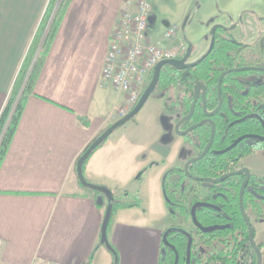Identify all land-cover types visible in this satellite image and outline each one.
Here are the masks:
<instances>
[{
	"label": "crops",
	"instance_id": "0c3cea01",
	"mask_svg": "<svg viewBox=\"0 0 264 264\" xmlns=\"http://www.w3.org/2000/svg\"><path fill=\"white\" fill-rule=\"evenodd\" d=\"M256 1L261 2H240L230 21ZM48 2L0 0V115ZM123 2L70 0L65 10L0 163V264L112 262V253L98 246L104 211L94 194L80 187L75 165L89 143L119 119L118 110L126 103L123 93L101 79L111 32ZM154 11L153 6L149 34L156 37L152 30ZM183 17L159 32L161 35L173 28L169 42L173 46L185 42L180 38L175 44L177 29L186 26ZM158 18L160 21L159 14ZM144 112L139 122L107 140L90 157L84 176L109 189L113 185L124 188L145 168L139 176L143 181L140 187L156 186L165 213L162 175L169 167L180 165L185 143L174 135L170 145H160L161 140L171 139L165 127L173 122L161 99L151 98ZM80 118L87 120L86 126ZM147 214L143 204L141 208L115 212L108 233L111 245L115 248L121 239L127 242L126 237L140 234L145 235L146 243L141 241L142 246L135 241L138 247L120 253L119 264H158L161 233L172 222L150 230L144 222ZM258 236L264 264L261 229L256 232Z\"/></svg>",
	"mask_w": 264,
	"mask_h": 264
},
{
	"label": "flooded vegetation",
	"instance_id": "af4514ba",
	"mask_svg": "<svg viewBox=\"0 0 264 264\" xmlns=\"http://www.w3.org/2000/svg\"><path fill=\"white\" fill-rule=\"evenodd\" d=\"M260 1V3L256 1V4L250 9L240 11L232 22L230 21L231 16L228 20L224 18L222 21L213 23L217 28L212 33L213 26L208 32L207 45L201 51L197 50L189 38H185L183 55L179 58H173L181 59L188 54L184 64L195 63L188 68L178 69L182 72L183 79H188L189 83L194 82L192 90L187 91V94L191 97L190 106L187 112L182 114L180 107L173 103L176 101L173 89L164 98L166 104L173 103L170 108L165 106L163 99L161 100L173 120L172 133L181 137L185 144L192 146L195 153L190 155L182 165H173L168 168L181 167L185 174V178L180 185H171L177 177L176 174H171L167 179V183L169 190L175 192V203L185 205L189 214L188 216H184L180 212L173 214L172 210L167 206L166 208L172 218L177 215H181L183 218L186 217V222L189 221V225L184 226L183 221L176 222L174 220L162 230L159 258L165 252L162 244L166 245L169 235L167 234L168 230L176 229L189 234L188 247L191 243L193 244L191 251L193 254L196 253L197 257H200L199 264L209 263L207 259L212 255L217 258L211 259L214 264H250L253 261L254 253L257 262V254L249 240V225L252 228L255 241L258 229L254 227V220L257 219L264 224V168L257 167L260 162L264 164V0ZM245 23L248 24L246 25L248 27L247 32L238 35L237 29H240ZM212 38L213 46L210 48ZM216 43L220 46L226 60L219 64L220 73L217 77L216 89L213 91L208 88L204 80L197 77L191 78L190 73ZM184 73L186 74L185 77H183ZM222 73L224 74L218 85ZM198 85L205 87V97H202L204 91L202 88L196 99L192 114L180 125V130H186L198 123L202 124L181 135L175 131V124L189 113L194 100L195 88ZM157 93L159 94L158 91ZM204 99L207 112H212L218 107L213 115L209 116L205 113L203 108ZM210 99L215 103L214 106H208ZM177 113L178 116H176ZM210 138L209 148L203 157L198 160L208 155H211L210 157L216 156L212 158L215 159L216 164L211 165L216 166L211 168L214 169L216 175L211 177L194 176L189 170L191 177H188L184 171L185 163L190 158L200 155L209 143ZM255 155L258 156V159L253 161L257 163L247 161L250 156ZM141 171L140 176L144 173L145 168ZM226 174L229 175L218 182L196 179H218ZM244 181L246 182L243 186ZM255 181L257 187H255ZM235 186L237 188L236 192L233 190L232 193L234 196L236 193L241 218L240 224L239 216H234V214L226 212L221 207V204L226 205L227 200L230 199L228 190L235 188ZM242 186L243 192L240 196ZM162 192L166 205L168 198L165 197L163 189ZM246 196L249 201L259 204L262 212L259 216L255 215L251 206L253 204H244ZM194 205L196 221L192 216ZM197 209H203L204 214L200 212V218L196 216ZM256 244L261 251V244ZM185 257L186 259L190 257L189 248L186 250ZM178 260L179 254L176 252L174 264H177Z\"/></svg>",
	"mask_w": 264,
	"mask_h": 264
},
{
	"label": "trees",
	"instance_id": "16d2710c",
	"mask_svg": "<svg viewBox=\"0 0 264 264\" xmlns=\"http://www.w3.org/2000/svg\"><path fill=\"white\" fill-rule=\"evenodd\" d=\"M69 2L70 0H49L47 8L42 16V19L38 25V28L29 46L26 57L22 62L20 70L11 88L8 99L0 115V163L5 156L7 149L9 148L10 142L12 140L20 116L24 109L26 100L28 99L29 95L33 93L34 83L36 81L39 70L42 66L44 57L47 51L49 50L54 35L60 25V22L63 18V15L65 13V10ZM223 56L224 54L221 52L220 46L218 45V43H216L212 48V50L202 60H200L197 63V65L193 68V71L190 73V77L191 78L197 77L204 80L208 88L210 90L215 91L217 77L218 74L220 73L219 64L222 63V61L224 62L226 60L224 59ZM152 75L153 72L150 76L149 82L152 79ZM193 83L194 82L189 83L188 79H183L182 72L180 70L170 65H165L162 67L160 71L159 80L154 91H158L159 92L158 98L163 99V102H165L164 100L165 96H167L168 92L173 89L174 94L176 96V101L173 103L176 106H179L180 110L182 111V114H184L189 109L191 102V97L190 95L187 94V91L192 90ZM173 103H170V105ZM170 105L166 104L165 102V106L167 108H170ZM214 105L215 103H213L212 100L210 99L208 102V106L211 107ZM80 121L82 125L84 126L87 125V120L85 118H80ZM108 138L102 144H100L83 163V172L90 157L102 145L106 143ZM210 156L211 155L205 156L203 159L192 163L189 166V170L191 174L194 176H207V177L215 176L216 173H214L213 171L214 169L211 168H215L216 166H211V165L216 164L215 159H212L213 157L216 156L214 155L213 157ZM171 174L177 175L175 181L171 183L172 186L180 185L181 181L185 178V174L182 168L178 166L170 168L164 173L163 181H162V189L164 191L165 197L168 198L166 201V206L173 211V214L180 212L182 215L188 216L189 211L187 207L183 204L178 205L177 203H175L176 202L174 199L175 192L170 191L168 188L167 179ZM79 185L84 190L93 193L96 198L100 194V192L98 191H94L83 187L80 183ZM257 186L258 185L256 184L255 181V187ZM236 189L237 188L235 186V188L228 190L229 191L228 197L230 199L227 200L226 205L223 206V204H221V207L226 212L230 214H234V216L236 215L239 216L240 213L238 211L236 193L235 196L232 193L233 190L236 192ZM135 198L136 199L134 201L128 202V201H123L121 198L120 199L116 198V196L114 195V199L111 202L112 214L108 223L107 235L113 223V216L117 210L122 208H131V207L141 208L140 199L137 197ZM247 200L248 197L246 196L244 198V204L246 205H248V203L253 204L251 206L254 209L255 215L259 216L262 213L259 204L257 202H252ZM108 203L109 202L104 197L103 204L98 206L102 208L103 211L105 212ZM200 212L204 214L203 209L201 210L197 209L196 210L197 218H200ZM240 223H241V218L239 216V224ZM167 234L169 235L167 237L168 240L166 242V245L162 244V247L165 248V252L160 255L158 264H174L176 252L179 254V260L177 264H199L200 257H197L198 255L196 253L193 254V252L191 251V249L193 248V244L191 243L190 246L188 247L189 234H186L185 232L182 231H178L176 229L168 230ZM100 246H104V245H100ZM188 248L190 249V257L186 259L185 255H186V250ZM211 259H217V258L213 255L210 256L207 259L209 262L207 264H214V262H212ZM84 264H90V261H87ZM111 264H119L117 252L116 254L112 253ZM250 264H256L255 253H254L253 261Z\"/></svg>",
	"mask_w": 264,
	"mask_h": 264
},
{
	"label": "rangeland",
	"instance_id": "374dc122",
	"mask_svg": "<svg viewBox=\"0 0 264 264\" xmlns=\"http://www.w3.org/2000/svg\"><path fill=\"white\" fill-rule=\"evenodd\" d=\"M152 3L154 6V13H155V23L152 25L153 33H156L155 35H159L161 31L164 30L165 27L169 26L170 23L176 22L178 19H181L183 16V22L185 23L184 29H177V38L175 40V44L179 43V39H185L189 38L192 44L195 45L197 50L201 51L203 48L207 45L208 40V32L211 30V28L214 26V21L218 20H228L231 16L233 17L236 11L238 10L237 6H239L240 2H243L245 0H148ZM240 8V6H239ZM185 11V12H184ZM158 14L160 17V21L158 18ZM247 23L243 24L240 29H237V34L240 35V33H246L248 27ZM160 32V33H159ZM242 35V34H241ZM158 97L157 91H154L144 106L141 108V110L128 122L123 124L122 126L118 127L116 130H114L111 135L109 136L108 140L113 137H117L120 135L121 132L124 131V129L128 126H130L132 123L139 122L141 118L145 116V109L149 107L150 99ZM127 108V103L123 105L118 110V116H120V111L122 109ZM166 115L165 113L163 114ZM166 117V116H165ZM119 118V117H118ZM166 135H170L171 139L169 141L161 140L160 145H170L171 140L173 139L175 133L173 134L171 129V122L169 121L166 125ZM195 153V150L192 146L189 144H184V146L181 148L180 157L178 159V164L182 165V162L187 156L192 155ZM256 159H258V156H250L247 161L254 162ZM254 160V161H253ZM257 162H254V164ZM177 165V164H175ZM258 168H264V164L260 162L257 166ZM159 170H156L158 172ZM142 171L137 173V179L129 181L124 188L117 187L116 185L112 186V193L116 196V198H121L123 201H134L137 197L140 199L141 204L148 209V214L145 219V225L150 230H155L156 227L165 226L174 220L176 222L183 221L184 226L189 225V221H187L186 217H181V215H177L176 217L172 218L169 212L164 213V205L162 197L158 194V189L156 186H151V184L144 185V187H140L141 183L140 178H138ZM158 176V173H156ZM126 176V175H125ZM143 176V173L142 175ZM92 183V182H91ZM119 183V182H118ZM95 184V183H94ZM97 184V183H96ZM113 184V183H112ZM121 184V183H120ZM114 217V216H113ZM262 221H258L257 219L254 220V227L256 229H261L264 233V224L261 223ZM127 242L120 240L118 246H115L118 258L119 254H123L129 252L132 247L138 245H135V241L138 244L143 246V243L145 239L144 234H140V237L137 235H132L130 237H126ZM148 243L147 245L150 247V235L147 237ZM143 241V243H141ZM256 243H259L262 241L261 237H255ZM137 244V243H136Z\"/></svg>",
	"mask_w": 264,
	"mask_h": 264
},
{
	"label": "built area",
	"instance_id": "2783aa9c",
	"mask_svg": "<svg viewBox=\"0 0 264 264\" xmlns=\"http://www.w3.org/2000/svg\"><path fill=\"white\" fill-rule=\"evenodd\" d=\"M153 5L148 0H124L110 36L101 79L126 96L127 114L149 83L155 65L165 59L179 58L184 44H169L174 29L159 36L149 34Z\"/></svg>",
	"mask_w": 264,
	"mask_h": 264
},
{
	"label": "water",
	"instance_id": "95a60500",
	"mask_svg": "<svg viewBox=\"0 0 264 264\" xmlns=\"http://www.w3.org/2000/svg\"><path fill=\"white\" fill-rule=\"evenodd\" d=\"M152 20V17L150 19V22ZM217 28V26H214L212 29V33L214 32V30ZM213 46V38H212V43L210 45V48ZM188 54L181 58V59H165L162 60L160 62H158L154 69H153V75H152V79L151 81L148 83V85L146 86V88L144 89V91L142 92L140 98L138 99L137 103L130 109V111L125 114L124 116L120 117L119 119H117L115 122H113L110 126H108L101 134H99L96 138H94L89 145L85 148V150L81 153V155L78 157L76 165H75V172L78 178L79 183L88 189L94 190V191H98L100 192V194L97 196L96 199V203L97 205H102L104 202V197L107 199V201L109 202L106 206L105 212H104V216H103V221L101 224V231H100V240H99V244L100 245H104L111 253L116 254L114 248L112 247L109 239H108V235H107V229H108V223H109V219L111 217L112 214V200L114 199V195L111 191V189H109L108 187L104 186V185H99V184H94L89 182L85 176H84V172H83V163L86 161V159L91 155V153L100 145L102 144L110 135L111 133L116 130L118 127L122 126L123 124H125L126 122H128L131 118H133L140 110L141 108L144 106V104L146 103V101L148 100V98L150 97V95L153 93V91L155 90L158 80H159V75H160V71L162 69L163 66L165 65H170L176 69H184V68H188L190 66H193L195 63L193 64H184L185 60L187 59ZM224 73L221 74L219 80H218V85L220 84V80L222 78ZM186 74H183V77H185ZM204 89L203 93H202V97H205V87L202 85H198L195 88V92H194V100L191 104L189 113L187 115H185L184 117H182L179 121H177V123L175 124V131L181 135L186 134L188 131L192 130L193 128H195L197 125H201L202 123H198L197 125H193L192 127H189L186 130H180V125L187 119L190 117V115L192 114L193 110H194V106L196 103V99L198 97V94L200 92L201 89ZM220 105V104H219ZM218 105V106H219ZM203 108L205 110V113L207 115H213L215 113V111L217 110L218 107H216V109H214L212 112H207L206 111V105H205V99L203 102ZM212 136H213V132H212ZM212 138V137H211ZM211 138L209 143L207 144V146L205 147V149L202 151V153L196 157H192L190 158L184 165V171L186 173V175L188 177H191V174L189 173V165L200 159L201 157H203V155L206 153L207 149L210 146L211 143ZM232 174V173H230ZM229 174L223 175L218 179H207V178H196L198 180H209L211 182H218L223 180L225 177H227ZM246 181H244L243 186L245 184ZM243 186L241 187V195L242 196V192H243ZM194 208L195 205L192 209V216L194 221L195 220V214H194ZM164 240H165V236H164ZM249 240L251 242V245L253 246L256 254H257V262L256 264H261V260H262V255H261V251L259 246L255 243L254 239H253V231L251 226L249 225ZM220 264H227V263H220Z\"/></svg>",
	"mask_w": 264,
	"mask_h": 264
}]
</instances>
